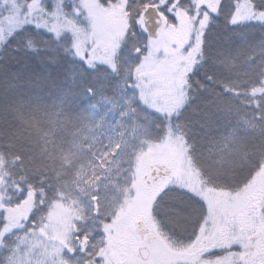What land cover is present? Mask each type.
I'll return each mask as SVG.
<instances>
[{"label": "trees", "instance_id": "trees-1", "mask_svg": "<svg viewBox=\"0 0 264 264\" xmlns=\"http://www.w3.org/2000/svg\"><path fill=\"white\" fill-rule=\"evenodd\" d=\"M33 1L0 0V217L5 207L27 205L28 218L20 223L24 227L12 230L13 237L27 233L36 245L27 253L26 264H99L105 227L132 194L138 154L147 143L162 138L182 143L202 188L238 196L247 192L264 166V18L258 17L264 14V0H217L214 11L199 8L193 31L180 49L183 56L177 53V58H186L194 42L197 49L186 58L180 103L167 113L141 103L142 80L134 76L133 68L147 54L149 37L138 29L136 19L145 6L160 4L166 26L179 27L170 8L178 0H125L130 29L120 40L118 54L111 62L91 67L86 65V52L83 55L78 48L87 43L83 37L90 31L81 0H37L39 9L29 12ZM119 1L98 0L102 7ZM179 1L190 13L198 6ZM242 8L249 11L241 18ZM203 12L207 16L201 18ZM55 17L60 20L57 27L51 20ZM99 97L127 98L131 103L126 115L142 127V134L105 157L99 155L102 144L87 134ZM109 164L115 187L102 186L94 195L98 209L94 218V196L76 188L78 173L87 165V176L93 178L97 168ZM152 171L151 182L169 170L164 165ZM74 202L80 208L77 214L59 218L61 225L63 219L71 226L70 245L54 246L41 229L52 213ZM257 202L258 217H264V192ZM152 213L161 238L180 250L199 244L205 237L202 232L215 237V244L210 240L202 244L191 264H250L254 258L264 264V245L256 242V235L246 236L247 229L237 221L240 213L228 216L223 231L220 221L207 222L203 199L185 187L166 185L154 200ZM228 234L234 237L225 241ZM16 242L9 238L0 249V264ZM28 247L21 246L22 258ZM72 247L74 256L68 252Z\"/></svg>", "mask_w": 264, "mask_h": 264}, {"label": "rangeland", "instance_id": "rangeland-1", "mask_svg": "<svg viewBox=\"0 0 264 264\" xmlns=\"http://www.w3.org/2000/svg\"><path fill=\"white\" fill-rule=\"evenodd\" d=\"M178 1L172 2L174 4L171 3L170 8H172L173 14L178 17L179 27L166 26L165 17L162 16L164 26L156 31L152 37L153 40L149 39L147 54L141 60L140 65L133 68L134 76L136 75L142 80L138 85L139 88L144 89L142 91L144 93L140 96L141 103L151 106L160 113L173 111L179 105L183 92L185 64L188 63L186 58L193 56L197 44L194 42L191 48L186 51L184 55L186 58L178 59L177 53L183 56V51L180 49L185 47L183 45L187 43L186 39L193 31L194 20L199 15V8L204 6L209 11H214L217 0H189V5L193 3L198 5L195 9L191 8L192 13L187 11V6L180 7ZM123 2L126 1L120 0L117 5H114L115 7H102L98 0H81L82 10L86 14L85 25L90 31L89 34L86 33L87 36L83 37L87 43L83 41L78 45L79 47L76 44V48L81 49L83 55L84 51L86 52L87 66H94L99 61L111 62L118 54L120 40L130 29V18ZM163 2L164 0H161L160 3ZM38 9L37 0H34L28 7L29 12H36ZM248 11L249 9H240L238 17L242 18ZM141 13L142 10L139 16ZM206 16L205 12L201 14V18ZM258 17L264 18V14L258 15ZM51 20L53 26H56L60 21L57 17ZM132 22L134 23L133 20ZM136 23L138 29L142 28L144 31L140 17L139 20L136 19ZM75 27L78 28V26ZM175 33L176 39H179L178 43L175 42V38H172ZM88 41L92 42L94 46ZM138 99L137 97L133 102ZM130 103L127 98L121 101H112L103 97H99L95 102L97 105H95L96 109L92 114L90 125L92 128L87 130V134L91 139H94V142L102 144V149L99 150L101 157L118 151L120 147L126 146V143L142 134L141 125L126 115ZM127 119L129 121L126 123ZM137 159L132 173L134 180L132 194L123 201L111 225L105 227V248L98 254L101 258L99 264H191V261H196L194 256L202 248L203 243L208 242V240L216 243L211 232H202L201 234H205V237L200 243L187 250H180L177 246H173L161 238V234L154 223L152 207L160 191L171 183L200 195L205 207L208 208L207 222L220 221L223 231L227 230L228 226L223 224L228 220V216H232L236 212L240 213L237 221L244 229H247L248 234L246 236L252 233L257 236L256 242L264 245V217L261 215L258 217L260 206L257 202L264 192V166L247 192L238 196L230 195L225 191L202 188L198 172L190 164L184 146L178 140L162 138L159 142L147 143L138 154ZM153 164L165 165L169 171L165 177L148 182V173ZM87 169L88 166L85 165L78 173L77 189L94 196L102 186L108 185V189L115 187L111 183L113 172L111 164L97 168V176L93 178L87 176ZM84 193L82 192V194ZM76 203H72L68 209L56 212L59 215L52 213L48 223L44 224L41 229V235L44 238L52 237L49 242L52 241L54 246L70 245L69 231L71 226L69 227L63 219V225H61L59 218L60 215L69 214V212H72V215L77 214L80 208ZM27 214V205L23 203L16 207L3 208L2 217L12 221L19 220L21 223L26 219ZM222 217L223 220H221ZM76 218L79 219L80 217L77 216ZM150 228L155 233L154 236ZM246 236L242 238L243 241ZM231 237L234 236L228 234L223 239L228 241ZM248 240L250 239L248 238ZM141 245H147L150 249V257L143 259V261L135 256L136 248ZM246 253L244 252L242 255L245 256ZM254 259L255 261L250 264H260L259 259Z\"/></svg>", "mask_w": 264, "mask_h": 264}, {"label": "snow or ice", "instance_id": "snow-or-ice-1", "mask_svg": "<svg viewBox=\"0 0 264 264\" xmlns=\"http://www.w3.org/2000/svg\"><path fill=\"white\" fill-rule=\"evenodd\" d=\"M26 219L28 217H25ZM16 227H24V225L19 223V220H7L3 217H0V249L5 248L8 245L9 238L15 239L17 242L14 245H11L10 254L5 256L3 264H26L27 253L31 251V248L36 246L32 241L28 239V234L26 233L23 237H13L12 229ZM46 227V226H45ZM28 244L29 247L25 250L24 258L21 257L20 249L22 245ZM54 252L57 256L60 255V249H54ZM68 252L70 255H75L76 249L74 247L69 248ZM15 258V259H14ZM68 264H76L75 261H70Z\"/></svg>", "mask_w": 264, "mask_h": 264}, {"label": "water", "instance_id": "water-1", "mask_svg": "<svg viewBox=\"0 0 264 264\" xmlns=\"http://www.w3.org/2000/svg\"><path fill=\"white\" fill-rule=\"evenodd\" d=\"M142 16H143L144 27L148 36L153 37L162 24V19L158 13L157 8L155 6H148L143 11ZM138 251L142 259H146L148 257L149 251L146 247H140Z\"/></svg>", "mask_w": 264, "mask_h": 264}, {"label": "flooded vegetation", "instance_id": "flooded-vegetation-1", "mask_svg": "<svg viewBox=\"0 0 264 264\" xmlns=\"http://www.w3.org/2000/svg\"><path fill=\"white\" fill-rule=\"evenodd\" d=\"M151 181V180H150Z\"/></svg>", "mask_w": 264, "mask_h": 264}]
</instances>
